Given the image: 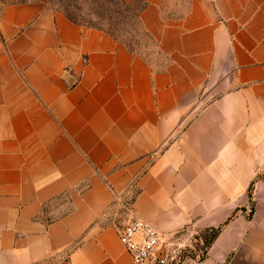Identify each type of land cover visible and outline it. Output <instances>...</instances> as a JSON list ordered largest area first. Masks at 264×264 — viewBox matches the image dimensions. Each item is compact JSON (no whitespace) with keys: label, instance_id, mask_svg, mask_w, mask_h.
<instances>
[{"label":"crops","instance_id":"crops-1","mask_svg":"<svg viewBox=\"0 0 264 264\" xmlns=\"http://www.w3.org/2000/svg\"><path fill=\"white\" fill-rule=\"evenodd\" d=\"M141 1L161 65L0 6V264H134L109 217L133 195L164 264L219 227L182 264H264V0Z\"/></svg>","mask_w":264,"mask_h":264},{"label":"rangeland","instance_id":"rangeland-1","mask_svg":"<svg viewBox=\"0 0 264 264\" xmlns=\"http://www.w3.org/2000/svg\"><path fill=\"white\" fill-rule=\"evenodd\" d=\"M25 1L43 2L49 8L63 12L80 24L104 27L123 41L133 52L144 56L150 62L158 65L164 62L158 54L155 42L138 23L137 10L142 6L138 0H129L127 4H123L122 0H0V6ZM183 10V8H178L174 11H176V15H181ZM99 12L102 13L100 16ZM133 196L124 199L117 198L112 209L113 212L109 216L112 222L124 226L134 218L130 210ZM210 235L211 231L194 235L192 238L194 247L181 248L178 252H174L173 259L168 264H182L189 258H202L206 253L205 240ZM195 239L197 241H194ZM163 252L164 249L161 250V255Z\"/></svg>","mask_w":264,"mask_h":264},{"label":"built area","instance_id":"built-area-1","mask_svg":"<svg viewBox=\"0 0 264 264\" xmlns=\"http://www.w3.org/2000/svg\"><path fill=\"white\" fill-rule=\"evenodd\" d=\"M119 239L131 254L134 264H164L161 250L167 244L146 220L134 217L120 231Z\"/></svg>","mask_w":264,"mask_h":264},{"label":"trees","instance_id":"trees-1","mask_svg":"<svg viewBox=\"0 0 264 264\" xmlns=\"http://www.w3.org/2000/svg\"><path fill=\"white\" fill-rule=\"evenodd\" d=\"M128 1H129V0H122V3H123V4H127ZM138 1L142 3V6L140 7V9L137 10L136 18L138 19V23H140V25H141V22H140V15H141L142 11H143L144 8H145V4H144L142 1H140V0H138ZM98 14H99V16H100V14H102V13L99 12ZM67 17H68L70 20L74 21L75 23L80 24L79 22H77L76 20L70 18L69 16H67ZM80 25H83V24H80ZM85 26H89V27H93V28H97V29L104 30V31L108 32L109 34L113 35L115 38H117L114 34H112L108 29H106V28H104V27H99V26H96V25H85ZM117 39H118V38H117ZM127 47H128V46H127ZM128 48H129V47H128ZM129 49H130V48H129ZM130 50H131V49H130ZM250 191H252V186H251V188H250V190H249V196L252 198V194H250ZM221 229H222V227H219V228H213V229H210V230H206V231H211V235H210V237L207 238V239L205 240L206 250H207V248L210 246V244L214 241V239L217 237V235L220 233ZM205 256H206V253H205V255H204L202 258H200V259H203Z\"/></svg>","mask_w":264,"mask_h":264}]
</instances>
